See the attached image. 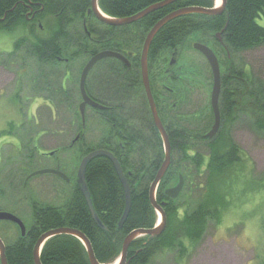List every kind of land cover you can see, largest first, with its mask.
I'll list each match as a JSON object with an SVG mask.
<instances>
[{"label":"trees","instance_id":"obj_1","mask_svg":"<svg viewBox=\"0 0 264 264\" xmlns=\"http://www.w3.org/2000/svg\"><path fill=\"white\" fill-rule=\"evenodd\" d=\"M163 1L165 0H98V3L107 16L122 19L132 17ZM18 3L20 4L16 6ZM33 5H36V8L34 7L36 10L45 7L42 13L43 20L50 15L53 17L59 15L54 23L56 24L57 21V27L46 37L45 32L38 29L36 19L27 22L24 21L26 19L23 16L9 24L0 23L2 31L18 30L23 33L22 38L15 43L18 52H13L9 57H14L17 53L18 56L22 55L19 51L24 49L25 56L34 58L38 66L46 65L44 67L47 68L52 65L59 66L65 61L63 57L70 52L73 43L78 47L86 45L88 39L84 38L86 37L84 30H76L80 35H76L77 32L70 36L65 31V24L59 21L67 14H61L62 9L68 10L69 16L74 17L76 22L82 20L91 6V0H0V17L6 12L9 13L15 6L17 8L9 14V18L19 17L21 11L25 15L30 12V7ZM189 7L212 9L215 7V0H182L150 14L136 24L138 31L130 36L135 46L130 44L131 47L136 48L140 53L147 34L157 22L172 12ZM43 23L46 28V22ZM222 30L225 33L224 43L231 57L230 61L227 60V68L223 75L221 128L213 139L203 136L200 142L203 143V148L196 150H194L195 145L192 146L190 133L172 136L171 166L157 192L158 204L163 206L167 216V228L158 238L151 239L146 236L134 241L129 251V264H151L160 250L168 251L173 248L179 250L178 260H185L189 256L187 243L191 246L199 243L205 234L208 220L215 219L219 224L223 213L239 197V194L235 195L236 187L250 163L234 142L230 127L239 122L241 115H244L252 119L250 128L256 133H264V81L258 79L252 72L238 69L232 60V55L264 46V0H226L225 11L220 17L193 14L171 21L155 37L150 49V58L153 59L164 50L182 46L191 38V34L201 32L214 34ZM111 38L116 41L114 36L103 37L102 46L117 49V44L115 41L113 43ZM104 39L107 42H104ZM82 51L80 55H84ZM104 64H106L103 72L104 82L108 93L115 96L121 82L119 76L122 71L115 60H107ZM139 68L140 66L136 69L132 68L134 78L140 76ZM41 77L44 81L50 80V83L44 85L46 89L54 85L51 84V75L42 72ZM62 96L59 98V103L63 100ZM68 109L78 119L79 113L74 111L73 103L68 104ZM80 134L82 136V133ZM136 139L137 141L131 139V143L125 149L126 152H123L125 156L122 159L114 152L111 143L107 142L101 147L98 145L99 149L105 148L116 156L131 187L132 208L122 229H118V224L125 209L123 186L112 162L105 157H97L88 164L86 181L95 211L107 231H102L95 224L86 200L76 184L72 199L63 207L33 205L34 221L28 234L25 237L20 235L14 244L6 246L8 264H35L33 251L39 238L49 231L60 228L80 231L89 239L100 264H114L119 259L124 240L130 233L139 229H153L157 224V212L151 205L149 190L160 168L159 161L163 159V151L154 146L153 142L160 143L161 140L155 132L148 137L145 134H136ZM138 145L140 148H137ZM115 146L118 149L116 144ZM92 150L96 149H86L83 159ZM133 156L138 157V160H131ZM193 173L206 176L203 199L194 212L190 213L187 209L183 212L180 211L177 202L186 190L187 179L194 177ZM180 176L184 178V188L178 199L172 200L165 192L179 184ZM250 187H245L242 192L249 191ZM252 187H257L256 191H264V176L258 181L253 180ZM262 201L261 206L264 207V199ZM174 224L180 230L178 236L171 228ZM261 225L264 235V214ZM262 245H264V237ZM257 256L258 263L264 264V247L258 250ZM41 262L42 264H90L82 242L70 235H60L50 239L42 250Z\"/></svg>","mask_w":264,"mask_h":264},{"label":"rangeland","instance_id":"obj_2","mask_svg":"<svg viewBox=\"0 0 264 264\" xmlns=\"http://www.w3.org/2000/svg\"><path fill=\"white\" fill-rule=\"evenodd\" d=\"M77 25L80 28L81 22H77ZM22 36L23 33L18 30L0 31V212L16 216L29 230L34 221V204L63 207L70 200L83 153L86 149L97 148L99 143L95 141L103 136L106 138L110 127L105 125L103 119L100 122V118L88 111L87 117L90 119L92 130L88 131L90 126H87L81 131L82 140L73 143L82 125L80 114L77 119L73 112L69 111L68 104L73 103L74 111L79 113V81L88 62L87 57L80 53L85 50L86 45L78 47L73 43L70 52L63 57L67 62L46 68V65L38 66L34 58L29 55L27 57L24 53L20 56H17V53L16 58L9 57L15 51V43ZM189 41H192V38ZM75 53L79 55L73 56ZM166 56L167 54H163L158 64L160 62L163 65ZM220 57L226 67V56ZM232 60L238 69L252 72L264 81V46L234 54ZM103 64L91 73L89 81L92 85L96 86L99 75L103 74ZM157 65L151 71L154 82L160 76ZM41 71L51 75V84L57 87L59 96L63 95L61 84L66 87L61 103L60 99L50 103L45 99L36 107L35 96L40 93L38 82L41 80ZM210 93L204 94V108L210 106ZM53 108L56 110V116L52 114ZM241 116L240 121L230 127L234 142L250 163L236 187L235 195L239 194V197L223 213L219 224L215 219L208 220L205 234L199 243L192 246L187 243L189 256L184 257L185 260H178L179 250L173 248L168 251L160 250L151 264H259L258 250L264 247V235L261 231L264 191H256L257 187H252V181H258L264 176V133H256L250 128L252 119ZM213 122L214 116L209 112L197 123H183L184 130L187 129L191 134L194 150L199 144L203 146L201 139L211 131ZM137 148H140V145ZM158 148L164 152L163 147ZM131 160L136 161L138 157L133 156ZM45 169L60 170L69 178V182L54 174L33 176ZM205 181L206 176L198 173L187 179L186 190L177 202L180 211L185 212L187 209L192 213L197 209L203 199ZM247 186H251L250 190L242 192ZM171 228L178 236L180 230L176 225ZM19 231L18 226L12 222H0V238L6 246L19 239Z\"/></svg>","mask_w":264,"mask_h":264},{"label":"flooded vegetation","instance_id":"obj_3","mask_svg":"<svg viewBox=\"0 0 264 264\" xmlns=\"http://www.w3.org/2000/svg\"><path fill=\"white\" fill-rule=\"evenodd\" d=\"M19 4L20 3L16 4V6H18ZM16 6L12 10H10L9 13L6 12L3 17H0L1 24L2 23L9 24L13 20L21 19L23 16L26 19L24 21L27 22L36 19L38 29H40L41 32H45L44 36L46 37H48L49 34L53 32V30L57 27V21L56 24L54 23L56 18L59 17V15H57L56 17L50 15L45 20H43L42 13L44 12L45 9L44 6H42L41 9L36 10L34 9V7L36 8V5H33V7H30L29 13L24 15V13L21 11L19 17L15 16L14 18H9V14L14 12L13 10L17 8ZM24 7L27 6L24 5ZM90 8L91 6L89 7L86 13V17L80 20L81 21V26L79 25L80 28L77 25V22L79 21L76 22V19L74 17L71 18L69 16L68 10L65 9H62L61 14L62 13H67V14L64 15L59 22L65 24L64 25L65 31L70 36L72 34H76L80 30H84L86 34V37L84 38L88 39V42H86V47L88 49H85L83 54L85 57H87L88 62L94 56L102 52H114L120 54L124 59H115V58L103 59L99 61L90 72L86 81L87 95L93 102L103 107V109H98L93 106L87 105L85 109V120L83 121L79 110L80 105L83 102L81 97V103L79 105L78 111L80 114L82 127L81 129H79L78 136L73 143L82 140L80 133L82 130L87 128V126L88 127L90 126L88 131L92 130L91 127L92 125H90V119L89 117H87V112L89 111L92 112L94 116L100 118V122L104 120L105 125L109 126L111 131L106 137L108 138V140H106L105 136H103L99 140H96L95 142H98L100 147L105 143L107 144V142L111 143L112 146H114L113 149L114 152L118 154V157L120 159H122V157L125 156L123 152L124 151L126 152L125 149L129 145V143H131V139L137 141L136 134H145L148 137V135H151L152 133L155 132L160 137L161 142L160 143L154 142V146H156L157 148L159 146L164 148L162 138L159 134V131L153 119L151 104L142 80L141 54H142L143 46L140 53H138V50L136 48L134 49L131 47V45L132 46L135 45L130 40V36L134 35L136 30L138 31V29L136 28L137 27L136 24H138L141 20L123 27H111L101 23L93 13L89 14ZM43 22H46L47 24L46 28L44 27ZM112 28H116V30H111ZM124 28H126V30ZM76 35H80V32H78ZM109 35L116 37V41L115 40L114 41L118 46L117 49H111L108 46H102L103 37L107 38V36ZM224 36L225 33L223 30L217 31L214 34H210L208 32L196 33L195 35L191 34L190 37L192 38V41L188 40L189 42L186 41L180 47L164 50L160 52L153 59L150 58V51H149L148 66H149L150 86H151L154 102L156 105L157 113L163 123L164 128L166 129V132L169 135L170 142L172 136L174 137L175 135L177 136L179 134L186 135L187 129L186 131L184 130L185 128H183L184 127L183 123H189V121L197 123L201 121L204 118V116L207 115V113L209 112L212 113L214 116L211 101H210V106L208 108L206 107L207 109L204 108L205 92L210 93L211 91L210 94L212 98L214 77L210 64L208 63L204 55L195 47L197 44L208 47L210 50L213 51V53L216 55L218 59L220 72H221V93L219 98V109L221 114V98L224 92L223 73L225 72L227 65L226 67L223 66L224 62H221L220 55L226 56V60L228 61H230V57H231L230 55L231 53L228 51L227 47L225 46ZM111 39L113 41V38ZM104 42H107V40L104 39ZM92 45L94 46L92 47ZM15 51L18 52L16 48ZM24 51L25 50L22 49L21 51H19V54H21V52L24 53ZM95 51L98 52L95 53ZM162 53L167 54L165 59L163 58L164 59L163 65L160 62L158 64V61L163 55ZM13 58H16V56H14ZM107 60H115L116 62H118V67L122 71V73L119 76L121 82L118 87L117 95L115 96L108 93L106 84L104 82L105 80L103 79L104 74L99 75V80L96 86L92 85L89 81V77L92 76L91 73L95 70V68H97ZM65 61L67 62V60ZM155 65L159 67V72H160V76L157 77L156 82L153 81L152 72H151L152 68ZM137 66L138 67L140 66L139 68L140 76L134 78L132 76V68L135 67L136 69ZM41 73L42 71L40 72V74ZM40 79L41 80H39L38 82L39 84L38 90L40 93L35 96L36 98L35 100L37 104L36 107L41 105L42 102L45 101V99L46 102L50 103L51 101L60 98L58 89H56L57 87L55 85H52L50 86V88L46 89L44 83H50V81H43L42 77ZM62 91L64 94V92L66 91L65 86L62 87ZM52 114H55L56 116V110L52 111ZM221 124H222V118H221ZM206 135L204 136L206 137ZM115 144L118 146V149H116ZM198 146L196 149L203 147L201 144H199ZM93 149L96 150H92L90 154L96 151L108 152V150H105V148L99 149L97 147ZM110 153L112 152L110 151ZM164 155L165 154L163 152V159L159 161L160 167L164 161L165 158ZM124 174L126 176L125 172ZM71 199L72 196L70 200ZM70 200L67 203H69Z\"/></svg>","mask_w":264,"mask_h":264},{"label":"water","instance_id":"obj_4","mask_svg":"<svg viewBox=\"0 0 264 264\" xmlns=\"http://www.w3.org/2000/svg\"><path fill=\"white\" fill-rule=\"evenodd\" d=\"M178 1L182 0H165L161 3L152 5L148 7L147 9L143 10L142 12L128 18H122V19H116V18H111L105 15L101 9L99 8V3L98 0H91V8L89 10V14H94L96 18L103 24L111 27H123L126 25L133 24L135 22H138L145 17L149 16L150 14L161 10L167 6H170ZM222 4L219 7H215L213 9H208V8H202V7H189V8H183L180 10H177L175 12H172L171 14L167 15L163 19H161L157 24L151 29V31L148 33L145 43L143 45V50L141 54V74H142V80L143 84L147 93V96L149 98L150 104H151V109H152V114H153V119L155 122V125L159 131V134L162 138L163 144H164V153H165V158L164 161L161 165V167L158 170V173L156 174V177L153 181V183L150 186L149 190V199L151 202L152 207L156 210V212L160 215L161 217V222L160 224L153 228V229H139L135 230L132 233H130L126 239L124 240L123 246H122V253L120 255V262L119 264H129L128 262V256H129V251L130 247L133 244L134 241L141 237H150L151 239L158 238L161 236L166 228V214L163 210V206L158 204L157 201V192L159 185L163 178L165 177L166 173L168 172L171 162H172V147H171V142L169 139V135L166 132V129L163 126V123L161 119L159 118V115L157 113L156 105L154 102L151 86H150V79H149V66H148V55L149 51L151 48V45L153 43L154 38L156 35L171 21H174L178 18L188 16V15H193V14H199V15H204V16H209V17H217L220 16L224 13L225 8H226V0H221ZM206 58L208 63L211 66L213 77H214V87L212 91V109L214 112V125L211 129V131L206 135V138L208 139H213L215 136L218 134L220 128H221V114H220V109H219V98H220V93H221V72H220V66L218 59L216 55L213 53L212 50H210L208 47L204 45L197 44L195 46ZM107 58H115V59H124L120 54L114 53V52H102L94 56L90 61L85 65L84 69L82 70L81 76H80V82H79V89H80V94L82 97V104L80 105V113L82 116L83 121L85 120V109L87 105L93 106L98 109H103V107L99 106L95 102H93L89 96L87 95L86 91V81L87 78L92 71V69L95 67V65ZM97 157H105L108 160H110L118 174V177L120 179V182L123 186L124 193H125V209L123 216L118 224V229H122L132 208V192H131V187L129 185V182L124 174V171L118 161V159L110 152L107 151H96L88 156H86L79 167L78 174H77V183L78 186L86 200V203L88 205V208L90 210L91 216L95 222V224L100 228L102 231H107L106 226L103 224L101 219L99 218L97 212L95 211V208L92 203L91 199V193L87 185L86 181V173H87V167L90 161H92L94 158ZM45 174H54L62 179H65L66 181H69V179L60 171L57 170H41L33 174V176L37 175H45ZM184 178L182 176L179 177V184L175 186L174 188H170L166 190L165 194L167 197H169L172 200L178 199L179 195L181 194L183 188H184ZM165 205V204H163ZM0 221H9L14 224H16L21 231V235L25 237L27 235V229L23 222L17 218L16 216L6 213V212H0ZM60 235H70L74 236L77 239H79L84 247L86 248L88 258L90 261V264H100L95 257L92 245L89 241V239L80 231L70 229V228H61L57 230H52L49 231L45 234H43L39 240L37 241L34 251H33V258L35 264H42L41 262V254L42 250L45 246V244L52 238ZM0 263L1 264H8L7 261V256H6V246L3 243V241L0 238Z\"/></svg>","mask_w":264,"mask_h":264},{"label":"bare ground","instance_id":"obj_5","mask_svg":"<svg viewBox=\"0 0 264 264\" xmlns=\"http://www.w3.org/2000/svg\"><path fill=\"white\" fill-rule=\"evenodd\" d=\"M221 0H216V4H217V6H220L221 5ZM61 229V228H60Z\"/></svg>","mask_w":264,"mask_h":264}]
</instances>
